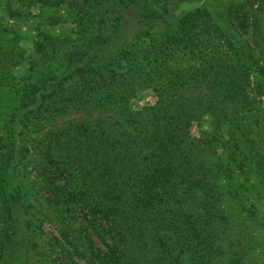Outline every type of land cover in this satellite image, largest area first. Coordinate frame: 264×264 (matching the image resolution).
Segmentation results:
<instances>
[{"label":"trees","instance_id":"1","mask_svg":"<svg viewBox=\"0 0 264 264\" xmlns=\"http://www.w3.org/2000/svg\"><path fill=\"white\" fill-rule=\"evenodd\" d=\"M23 1L73 29L18 76L0 17V264H259L237 207L264 202V63L233 9L248 0Z\"/></svg>","mask_w":264,"mask_h":264},{"label":"rangeland","instance_id":"2","mask_svg":"<svg viewBox=\"0 0 264 264\" xmlns=\"http://www.w3.org/2000/svg\"><path fill=\"white\" fill-rule=\"evenodd\" d=\"M262 0H248L242 3L240 6H234L233 9H238L239 14L235 16L234 21L238 24L237 20H245V25L242 27V38L248 43L254 51L259 55L260 59L264 63V12L258 11L259 4ZM147 2L156 7L160 3V0H147ZM63 6L54 7H32L31 4L23 0H0V17L7 22V28L9 33L3 35H9L10 38L15 39L17 47H19V53L24 54L22 62L23 65L17 68L20 69V73L23 75L25 71V65L29 62L30 58L37 60L40 49L39 45L42 41H46L44 44L48 45L50 40L57 36H69L72 34L73 27L67 23V20L63 16ZM63 17V18H60ZM75 37H73L74 39ZM68 47L67 45H63ZM251 109L254 113L255 107H261L264 109V90L257 94L255 89L251 88ZM156 97L151 90H146L138 94L137 98L131 102V108L134 111H140L144 107L154 105ZM253 102V106H252ZM248 116V115H247ZM259 128L264 132V116L259 119ZM204 131H211L210 121L206 120L203 125ZM222 134H227V130H222ZM223 152V149H221ZM221 153V152H220ZM248 177L243 178L242 184ZM253 179L252 177H250ZM250 191V188L248 189ZM241 193V197H247L248 192ZM263 194H252L250 200L246 202V207L239 203L237 207H244V211L241 212L243 219H245L244 226L250 228L255 232L261 234L260 240L257 242L256 248L262 251V256H258L259 264H264V222L261 218L264 217V209L260 207L264 202L259 201V197ZM245 205V204H244ZM237 211V209H236ZM239 211V210H238ZM241 211V210H240ZM240 213V212H239ZM254 215H259L260 218L257 222L258 225L252 223ZM46 234L50 232V228L45 227Z\"/></svg>","mask_w":264,"mask_h":264}]
</instances>
